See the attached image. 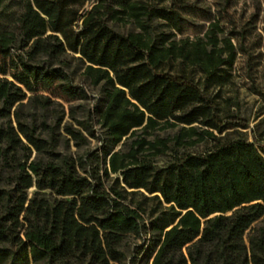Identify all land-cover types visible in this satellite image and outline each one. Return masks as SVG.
I'll use <instances>...</instances> for the list:
<instances>
[{
  "label": "trees",
  "instance_id": "1",
  "mask_svg": "<svg viewBox=\"0 0 264 264\" xmlns=\"http://www.w3.org/2000/svg\"><path fill=\"white\" fill-rule=\"evenodd\" d=\"M185 7L0 0V56L9 57L0 65V264H118L125 238L143 233L144 264H264V142L239 135L247 124L222 116L219 94H209L242 48L218 20L175 39ZM69 54L99 93L84 118L69 107L62 132L77 147L95 137L93 123L104 135L79 159L57 150L65 112L54 126L37 113L54 103L42 92L88 98L67 71ZM177 124L171 137L147 138ZM202 141V153L152 161L169 142Z\"/></svg>",
  "mask_w": 264,
  "mask_h": 264
},
{
  "label": "rangeland",
  "instance_id": "2",
  "mask_svg": "<svg viewBox=\"0 0 264 264\" xmlns=\"http://www.w3.org/2000/svg\"><path fill=\"white\" fill-rule=\"evenodd\" d=\"M88 2L86 6H89ZM186 7L182 11L184 17L183 30L181 34H176L175 39L188 37L193 39L201 36L205 31L208 23L218 20L225 35L232 32V40L236 47H241L238 52L236 61L230 71V79L221 87L209 89V94H219V106H223L222 116L230 114L234 120H240L247 124V128L236 127L241 136L249 141L264 142V0H184ZM114 28L122 33L132 29L130 24L114 25ZM73 54H69L67 59L69 67L67 71L75 84L85 87L88 98L85 100L66 101L64 99L53 97L50 93L42 92L49 95L54 103L45 112L38 110V120L40 114L44 115L46 122L50 126H54L57 118L65 112L64 117L55 132L59 133V144L57 150L62 153L71 155L79 159L86 157L89 153L99 150L104 135L99 125L93 123L96 129L95 137H87L85 144L77 147L62 132V125L72 122L67 116L69 107L74 108L75 118H84L88 108H91L95 97L99 93V86H91L82 78L83 65L75 59ZM9 63V57L0 56V65ZM8 77V75L6 74ZM226 99V103L221 101ZM73 126H76L73 123ZM181 127L177 124L173 127L163 129H155L148 139L154 137L165 138L173 136ZM42 136H47L46 132H42ZM171 148L163 154L152 157V161L157 166H162L173 160L175 154L182 153H202L206 150L210 143L202 141L193 146L174 147L172 142L168 143ZM117 145L114 149H117ZM100 155V154H99ZM88 168V167H87ZM113 176V175H110ZM34 188L29 189V195L32 194ZM45 196H49V192H44ZM150 202L148 203L149 206ZM146 218V215H143ZM255 224H258L255 223ZM148 234L141 236L128 235L123 244L124 258L118 264H144L145 249L147 246L146 239Z\"/></svg>",
  "mask_w": 264,
  "mask_h": 264
}]
</instances>
